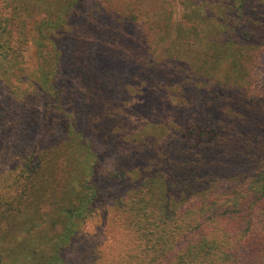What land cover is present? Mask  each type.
I'll list each match as a JSON object with an SVG mask.
<instances>
[{"label": "trees", "instance_id": "trees-1", "mask_svg": "<svg viewBox=\"0 0 264 264\" xmlns=\"http://www.w3.org/2000/svg\"><path fill=\"white\" fill-rule=\"evenodd\" d=\"M102 1L88 13L99 23L93 34L79 24L66 28L68 50L56 38L49 42L52 104L62 100L71 109L79 93L86 118H112L91 121L81 133L52 109L41 141L16 138L0 160V264H64L67 243L97 203L95 181L104 169L129 188L119 217L126 235L84 264H264V0H249L246 20L231 30L226 20L186 21L177 40L175 31L166 37L173 43L163 60L143 34L129 53L122 20L143 17ZM213 32L215 53L206 42ZM197 49L206 55L199 67L189 63ZM116 68H125L121 77ZM60 72L72 74L76 89L59 83ZM6 115L0 130L9 126ZM110 143L115 158L106 162Z\"/></svg>", "mask_w": 264, "mask_h": 264}, {"label": "rangeland", "instance_id": "rangeland-1", "mask_svg": "<svg viewBox=\"0 0 264 264\" xmlns=\"http://www.w3.org/2000/svg\"><path fill=\"white\" fill-rule=\"evenodd\" d=\"M101 2L103 1L0 0V21L3 25L0 26V114L3 116L7 114L9 118L4 117L9 126L0 130V160L9 156L18 136H27L32 142L41 141L44 133L42 122L46 120L45 116H50L52 109L60 112L58 116L63 120L62 123H69L70 128L75 131L80 125L81 133L83 127L92 126L91 121L98 125L102 121L109 124V118H112L110 112L100 118L93 117L89 120L85 117L86 102L79 93H76L77 100L74 101L71 109L62 100L59 102L57 99L55 104H52L55 98V91L52 89L54 77L49 64L54 55L52 45L49 43L52 39L56 38V42H61L62 47L68 50L71 41L68 35L63 37L66 28L73 30L74 27L83 24V27L88 26L86 33L95 32L92 28L94 29L99 23L93 20L92 16L89 17L88 13L93 5ZM248 4L249 0H109V5L106 6L110 9L116 8L111 11L117 10L123 16H132L131 11L134 10V13H139L140 17H143L139 22L122 20L130 45L127 49L129 53L137 49L140 43L138 38L143 34V42L148 41V44H151L150 53L153 54L157 50V55L163 60L166 56H170L169 48L173 43L169 44L166 37L175 31V40H177L181 32L179 29L186 21L196 18V21L203 25L214 26L217 22L223 23L226 20L229 22L228 29L231 30L233 21L240 24L246 20L247 12L244 8ZM148 13L154 16L153 21L146 22ZM152 27H155L156 32L147 36V29ZM215 35L213 32L206 36L207 49L215 48L213 53L218 51L216 48L218 39ZM40 44H43L44 50L40 48ZM197 50L200 52L191 57L193 60L189 63L199 67L202 59H206V55L203 50ZM100 51L93 54L94 58L100 54ZM43 53H47L46 59ZM231 64V61H227L226 67ZM124 70L125 68H116L114 71L121 77ZM129 76L132 77L133 72ZM63 77L66 79L62 80ZM56 79L62 86L76 89L72 74L60 72V75H56ZM216 80L213 77L211 81ZM132 93L134 92L131 91L130 94ZM133 98H136V95ZM19 120L21 126L15 123ZM22 130L24 133H21ZM67 131L61 129L60 136H66ZM146 135H149V132L142 136ZM72 147L79 152L75 144H72ZM54 157L55 162L62 161L60 154L55 153ZM104 158L106 162L114 160V144H109L104 152ZM132 176L137 177L136 174ZM95 182L97 203L88 207L86 217L82 218L75 230L76 237L73 236L67 243L64 264H84L95 252L104 249L114 250L118 241L126 235L124 225L120 224L119 220L120 216L126 215V209H120L121 201L130 199L127 196L129 188L125 178H116L112 172L104 169L98 174ZM82 183L78 185V189H81ZM59 229V227L58 230L55 229L54 239L59 236Z\"/></svg>", "mask_w": 264, "mask_h": 264}]
</instances>
